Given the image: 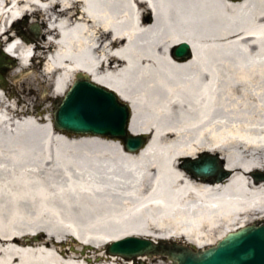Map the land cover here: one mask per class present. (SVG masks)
<instances>
[{"label": "bare ground", "instance_id": "6f19581e", "mask_svg": "<svg viewBox=\"0 0 264 264\" xmlns=\"http://www.w3.org/2000/svg\"><path fill=\"white\" fill-rule=\"evenodd\" d=\"M24 8L46 42L35 48L50 50L47 35L59 43L24 78L28 94L0 87V264H132L103 254L105 245L184 234L202 250L264 220V177L253 178L264 174V0H0V41L18 37L6 23ZM30 41L0 56L22 67ZM181 42L189 61L170 54ZM76 73L131 105V133L152 135L144 148L63 136L12 100L28 102L47 75L59 97ZM202 152L230 176L181 168ZM66 238L92 250L68 252Z\"/></svg>", "mask_w": 264, "mask_h": 264}, {"label": "water", "instance_id": "95a60500", "mask_svg": "<svg viewBox=\"0 0 264 264\" xmlns=\"http://www.w3.org/2000/svg\"><path fill=\"white\" fill-rule=\"evenodd\" d=\"M171 54L179 61H187L192 56L191 46L186 42L180 43ZM53 104L55 130L119 140L129 153L138 152L147 143V134L134 135L129 131L131 106L85 75L78 74L65 96ZM182 161L181 167L193 176L216 177L221 181L231 174L218 164L217 157L213 155L203 154L200 159L183 158ZM106 253L126 259L159 254L171 260L172 264H264V224L250 225L229 233L216 246L199 252L129 236L109 244ZM139 264L144 263L139 261Z\"/></svg>", "mask_w": 264, "mask_h": 264}, {"label": "rangeland", "instance_id": "374dc122", "mask_svg": "<svg viewBox=\"0 0 264 264\" xmlns=\"http://www.w3.org/2000/svg\"><path fill=\"white\" fill-rule=\"evenodd\" d=\"M40 19V18H39ZM35 19L33 18V16L30 17H22L16 21H14V26H20L23 24V22H33ZM29 22V23H30ZM44 30V28H42V31ZM43 39L39 38L38 40L35 39L34 37H32L30 43H32L33 45L37 43V45L42 44L43 45ZM36 54H37V58H35L29 69H27V67H25V69L22 71L20 67L17 66L16 61L14 62V64L11 66L10 69V76H16L15 78V82H10V79L8 81V89L7 92L9 94H15L17 91L21 92L23 91L25 94H28L30 92L29 90V84L24 83L23 81L25 77H27L28 75L33 73V70L38 72L42 71V67H41V63L40 58H38V56H42L43 55V51L40 49L36 50ZM50 77L48 76L47 79L42 78L40 80V87H38L37 84H32L31 86H33V88L36 90L35 93L30 94L28 97L30 98V100L26 103L22 102L18 97L13 96L12 100L14 102V104H16L20 109H27L29 108V110H31L33 113L32 116L38 118V116H40L38 113L39 111L42 112V115L44 116H50L51 114V103L49 101V97L52 96V91L50 88ZM6 117V116H4ZM225 230H227L226 228L222 231L225 233ZM219 237V236H218ZM33 238V237H31ZM182 240V239H179ZM63 247L67 248L68 252H71V248H79L80 253H78V255H84L85 251H87V249H83L82 247H80V245H78L75 242H72L71 238H66L64 240L63 243ZM152 264H167V261L159 256H155L152 257ZM132 262V261H131Z\"/></svg>", "mask_w": 264, "mask_h": 264}]
</instances>
